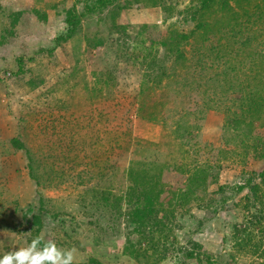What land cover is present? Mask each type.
<instances>
[{
	"label": "rangeland",
	"instance_id": "1",
	"mask_svg": "<svg viewBox=\"0 0 264 264\" xmlns=\"http://www.w3.org/2000/svg\"><path fill=\"white\" fill-rule=\"evenodd\" d=\"M94 1L0 0V257L42 236L74 264H264V0H116L57 47ZM132 188L157 195L145 233Z\"/></svg>",
	"mask_w": 264,
	"mask_h": 264
},
{
	"label": "trees",
	"instance_id": "2",
	"mask_svg": "<svg viewBox=\"0 0 264 264\" xmlns=\"http://www.w3.org/2000/svg\"><path fill=\"white\" fill-rule=\"evenodd\" d=\"M86 1H90V0H86ZM213 0H202L201 1V6L206 7L209 6L211 4ZM116 0H95L94 4L92 6H89L88 4L84 5L83 8V12L79 13L77 12L76 9V5L72 6L67 12H66V22L69 26L67 33L65 35H59L56 38V44L57 47H59L62 42H66L69 39H71L76 33H77V27H78V20L81 17L86 16V14H90V13H96V12H102L105 9L109 8L110 6H113L115 4ZM34 13L37 15L38 18H40V20L45 21L47 16L46 15H39L38 11H34ZM23 12H19V13H13V18L14 16H20L22 15ZM196 14L197 11H193V19H196ZM15 23V21H14ZM198 28H200V24H198ZM175 35L179 36V41H187L191 38V35L194 34V30L191 32V35L188 34H179L177 33V31L174 32ZM235 35V34H234ZM236 36V35H235ZM43 49H41L42 51ZM170 50V49H169ZM177 56L184 58V54L183 51H181L179 48L175 49ZM19 65H20V70L23 69V58H19L18 59ZM215 63V62H214ZM163 67V66H162ZM151 68H149L150 70ZM261 105H264V96L261 99ZM245 123L247 121H244ZM231 125V123H230ZM235 129V127H233ZM13 144H15V146L17 148H22L23 149V145L21 143H19L18 140H14ZM264 172L262 173V176ZM34 180L35 176L30 175ZM212 175L207 171V170H196L192 173V176L190 177V179H192L193 183H192V187L189 190H184L182 191L184 194L185 198H182V200H179V203L182 201H189L190 199H192L193 197H196L198 199V193L201 191V189H203V187L205 186V184L207 183V180L209 179V177H211ZM205 183V184H204ZM248 187L250 188V191L252 194L257 195L259 187L256 185H251V182H248ZM242 188V187H241ZM147 190V191H146ZM140 189L137 191V189L134 191V188L130 189V192L128 191V204L134 207V213H133V218H132V222L135 224L136 226V231L139 233H145L147 229H151L152 228V220H157L154 222V225H159V222H161V219L158 218V209H157V205H156V196L157 195H153L151 194L148 189ZM132 191V193H131ZM42 207L43 206V202H42ZM40 213L43 212V208H40ZM31 213H33V207L30 206L29 210ZM168 212V211H167ZM36 219L37 224H39L40 228H42V222H41V218L40 216L41 214H37L36 213ZM150 215V217H149ZM159 221V222H158ZM162 223V222H161ZM161 225V224H160ZM144 229V230H143ZM238 229V228H237ZM241 233V231L239 232V234ZM244 233H242L243 235ZM248 236L251 235V232H247ZM250 238V237H249ZM44 243L41 242V244L39 245V247H43ZM193 253H189V256H192ZM88 264H102L100 261L91 258L90 261L88 262Z\"/></svg>",
	"mask_w": 264,
	"mask_h": 264
},
{
	"label": "clouds",
	"instance_id": "3",
	"mask_svg": "<svg viewBox=\"0 0 264 264\" xmlns=\"http://www.w3.org/2000/svg\"><path fill=\"white\" fill-rule=\"evenodd\" d=\"M42 236L28 244L6 252L0 257V264H74L75 249L58 247L54 240H47L41 248Z\"/></svg>",
	"mask_w": 264,
	"mask_h": 264
}]
</instances>
